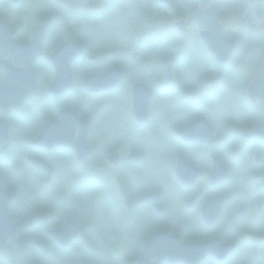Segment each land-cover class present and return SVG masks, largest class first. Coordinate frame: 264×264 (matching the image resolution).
<instances>
[{
	"label": "flooded vegetation",
	"instance_id": "flooded-vegetation-1",
	"mask_svg": "<svg viewBox=\"0 0 264 264\" xmlns=\"http://www.w3.org/2000/svg\"><path fill=\"white\" fill-rule=\"evenodd\" d=\"M67 1L0 0V204L25 242L0 264H264V134L246 136L261 66L238 67L227 13L242 0L208 5L239 42L225 64L197 0Z\"/></svg>",
	"mask_w": 264,
	"mask_h": 264
},
{
	"label": "water",
	"instance_id": "water-1",
	"mask_svg": "<svg viewBox=\"0 0 264 264\" xmlns=\"http://www.w3.org/2000/svg\"><path fill=\"white\" fill-rule=\"evenodd\" d=\"M209 1L210 0H201V10L198 11L197 21L201 27L208 29L207 31L202 33V38L203 41L207 44L209 51L217 57L220 63L225 64L229 56L235 51L236 44L234 41L230 40L227 36L223 34L222 27L217 24L210 10L206 9L207 5L209 4ZM0 25H2L1 22ZM109 75L110 74H105L100 76V78L102 80H105L109 78ZM218 78L219 77L213 80H217ZM213 80H210V82H212ZM91 81H93L94 84H98L101 80L91 79ZM248 95L252 101H254L255 99H259L264 106V64L262 66L260 74L250 85ZM145 97V95H135V98L137 100L136 104L138 103L142 106L144 111H147L148 100L144 101L143 99ZM16 98V104L17 106H19L22 101L29 98V95H17ZM261 126L263 125L260 124L257 130L252 128L251 126L247 127L246 136L248 138L262 136L261 134H264V130ZM40 139L41 137L38 141H40ZM82 145L85 146V143L81 144V146ZM0 216V248L4 246L8 238H11V240L15 241L17 244L16 249L23 252L25 250V246L23 245L22 240L16 237V226L13 221L10 220V218L8 217L7 209L3 208L2 204H0ZM33 222H35V220L31 221L29 225L33 224ZM9 231L10 235L5 237V234H7ZM157 237H154L149 242L150 246L159 239V237Z\"/></svg>",
	"mask_w": 264,
	"mask_h": 264
},
{
	"label": "rangeland",
	"instance_id": "rangeland-1",
	"mask_svg": "<svg viewBox=\"0 0 264 264\" xmlns=\"http://www.w3.org/2000/svg\"><path fill=\"white\" fill-rule=\"evenodd\" d=\"M82 2H83L82 0H69V1H67V4H68V7H72L71 8L72 10L77 11L78 9H81ZM254 3L257 4L256 10L257 9H262V10L264 9V4L261 6L258 5V4L264 3V0H249L247 7L245 5L244 6H237V7H240V10L239 9L233 10V12H235L236 14L231 16L230 23L236 29H239V31H241V32H243L245 30V31H248V32H251V33L258 35L259 33L264 32V22H262L263 20L259 21V19L257 17L253 18L255 15L254 14L255 10L253 11L254 8L252 7V5ZM248 17L250 18V20L252 19L251 25H249L245 22V20ZM262 19H264V16ZM96 22L97 21H91L90 24L92 27H95L96 29H98L99 25H97ZM88 24H89V22H86V25H88ZM241 25H242V27L244 26V28H242ZM106 27H110V25H106ZM86 28L89 30H92L87 26H86ZM241 34H243V33H241ZM243 36H245V34H243ZM239 38H240V36H239ZM258 47H261V46L254 44L253 48L249 47V51H248L249 55H251L253 53V56H255L257 54V52L264 51V48H262V47L258 48ZM97 55H101V54L97 53ZM246 62H248V59L245 58L244 61L241 64H239L238 67H241Z\"/></svg>",
	"mask_w": 264,
	"mask_h": 264
},
{
	"label": "bare ground",
	"instance_id": "bare-ground-1",
	"mask_svg": "<svg viewBox=\"0 0 264 264\" xmlns=\"http://www.w3.org/2000/svg\"><path fill=\"white\" fill-rule=\"evenodd\" d=\"M1 15H0V17L1 18H3V17H6V15L8 14L7 12H2L1 11ZM114 32H115V30H113ZM76 33V35H77V37H79V38H86L88 35L87 34H84V33H82V32H79V30H76L75 31ZM96 34V37L95 38H93L92 40H96V39H98V41H100L101 42V45H100V48L101 49H103V48H105V40L103 39V34L101 33V31H98V32H96L95 33ZM149 54V53H148ZM116 69L115 68H112L111 70H109L106 74H110V76L113 74L112 72H114ZM120 71V70H119ZM121 72V71H120ZM105 75V74H104ZM3 207H5V206H3ZM7 215H8V217H9V214H8V212H7ZM10 218V217H9ZM11 220L13 221V223L15 224V226H16V237L17 238H20L21 240H23L22 238H21V236H18V226H17V224L15 223V221H14V219H13V217L11 216ZM30 223V222H29Z\"/></svg>",
	"mask_w": 264,
	"mask_h": 264
},
{
	"label": "trees",
	"instance_id": "trees-1",
	"mask_svg": "<svg viewBox=\"0 0 264 264\" xmlns=\"http://www.w3.org/2000/svg\"><path fill=\"white\" fill-rule=\"evenodd\" d=\"M64 21L66 22L68 19L66 15L63 17ZM261 40H264V37L261 38ZM264 44V43H262ZM264 58V51L257 52L256 56L252 58V60L249 63H245L244 65L249 68V71H253V65L257 66L259 63L261 64L262 59Z\"/></svg>",
	"mask_w": 264,
	"mask_h": 264
}]
</instances>
